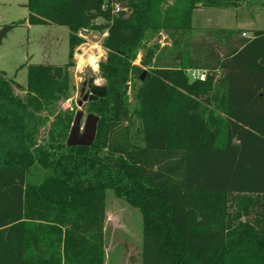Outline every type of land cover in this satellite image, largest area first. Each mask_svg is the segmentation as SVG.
I'll return each instance as SVG.
<instances>
[{"label":"trees","instance_id":"16d2710c","mask_svg":"<svg viewBox=\"0 0 264 264\" xmlns=\"http://www.w3.org/2000/svg\"><path fill=\"white\" fill-rule=\"evenodd\" d=\"M121 1L127 16L103 11V0H27L30 24L70 29V60L29 64L25 87L0 71V264H105L109 189L142 212V264H264V29H205L174 65L152 64L156 46L138 65L149 35L166 31L180 46L195 9L235 3ZM100 16L112 20L98 75L107 94L87 103L98 131L91 146H68L76 112L58 103L83 42L77 31ZM188 68L210 73L192 81ZM155 80L157 128L148 130Z\"/></svg>","mask_w":264,"mask_h":264},{"label":"rangeland","instance_id":"374dc122","mask_svg":"<svg viewBox=\"0 0 264 264\" xmlns=\"http://www.w3.org/2000/svg\"><path fill=\"white\" fill-rule=\"evenodd\" d=\"M232 1L235 3L232 7L200 6L195 9L193 15L195 29L192 34L183 35L180 46H174L179 39L175 41L166 31L149 35L146 46L139 50L134 63L142 65L141 61L147 47L156 46L152 64L154 66L174 65V58L183 51L184 44L199 41L205 29L217 27L264 29V0ZM26 3L27 0H0V30L7 25H13L0 43V71H5L8 77L15 78L24 87L27 86L29 64L64 65L70 60V29L55 23L30 24ZM111 20V18L100 16L95 18L90 26L81 27L77 31L83 42L74 47L72 57L74 64L69 70L68 96L58 104L63 110L70 109L77 112L83 109L85 115L82 119V127L90 111L87 106L88 101L81 107L78 101L89 94L92 87H105V80L98 75L100 62L107 57L104 40L108 35L106 34L107 24ZM138 85L137 80H132L130 83L129 97L132 108L137 106L135 96ZM83 87L85 89L82 92ZM158 89V80L150 83L152 102L149 105L151 115L148 130L157 128V108L154 101L157 100ZM16 91L21 95L25 94L23 90L16 89ZM201 102L203 107H206L205 118L209 120V103L206 100ZM215 113L220 114L217 111ZM133 132L135 141L143 144L144 127L141 119L137 117H134ZM43 135H46V129L41 130L40 138ZM105 204V264H142L144 223L141 210L116 195L112 189L107 190Z\"/></svg>","mask_w":264,"mask_h":264},{"label":"water","instance_id":"95a60500","mask_svg":"<svg viewBox=\"0 0 264 264\" xmlns=\"http://www.w3.org/2000/svg\"><path fill=\"white\" fill-rule=\"evenodd\" d=\"M13 27V25H7L2 30H0V43L2 42L4 36ZM86 83H84L85 85ZM84 87L82 92L84 91ZM107 94L106 87L94 86L91 88V92L83 96L82 100L78 101V105L81 107L86 101H94L99 98L102 99ZM85 115L83 109H79L76 112L74 121L71 126V130L67 139L68 146H91L96 138L98 131V123L100 120V115L95 113H88L85 121L84 127H82V119Z\"/></svg>","mask_w":264,"mask_h":264},{"label":"built area","instance_id":"2783aa9c","mask_svg":"<svg viewBox=\"0 0 264 264\" xmlns=\"http://www.w3.org/2000/svg\"><path fill=\"white\" fill-rule=\"evenodd\" d=\"M102 10L109 12L111 16L120 15V14H124V16H127L129 15V12H130L128 6L123 5L121 0H103ZM108 31L106 32V34H108ZM243 35L247 37L252 36V34L248 32H244ZM186 72H187L188 77L192 81L206 80L210 73L209 69L207 68H188Z\"/></svg>","mask_w":264,"mask_h":264},{"label":"crops","instance_id":"0c3cea01","mask_svg":"<svg viewBox=\"0 0 264 264\" xmlns=\"http://www.w3.org/2000/svg\"><path fill=\"white\" fill-rule=\"evenodd\" d=\"M240 29H244L246 32L252 34V31L255 30V29H249V28H240Z\"/></svg>","mask_w":264,"mask_h":264},{"label":"bare ground","instance_id":"6f19581e","mask_svg":"<svg viewBox=\"0 0 264 264\" xmlns=\"http://www.w3.org/2000/svg\"><path fill=\"white\" fill-rule=\"evenodd\" d=\"M103 52V51H102ZM83 59V58H82ZM96 66V65H95Z\"/></svg>","mask_w":264,"mask_h":264},{"label":"flooded vegetation","instance_id":"af4514ba","mask_svg":"<svg viewBox=\"0 0 264 264\" xmlns=\"http://www.w3.org/2000/svg\"><path fill=\"white\" fill-rule=\"evenodd\" d=\"M87 102V101H86Z\"/></svg>","mask_w":264,"mask_h":264}]
</instances>
